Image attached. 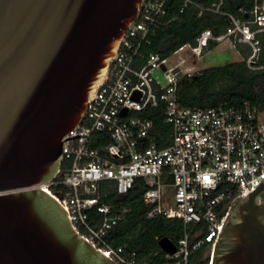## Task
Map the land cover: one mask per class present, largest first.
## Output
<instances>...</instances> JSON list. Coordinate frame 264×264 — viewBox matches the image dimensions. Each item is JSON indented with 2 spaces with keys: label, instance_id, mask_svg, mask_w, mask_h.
<instances>
[{
  "label": "built area",
  "instance_id": "2783aa9c",
  "mask_svg": "<svg viewBox=\"0 0 264 264\" xmlns=\"http://www.w3.org/2000/svg\"><path fill=\"white\" fill-rule=\"evenodd\" d=\"M167 1L143 0L84 119L64 137L66 170L39 185L66 207L74 227L115 264L150 262L138 259L135 252L125 254L123 245L107 241L110 229L129 210L122 201L106 199L112 191L128 193L141 178L145 184L143 200L151 206L148 216L177 218L184 229L176 242L177 251L167 253L168 257L177 264H192L191 254L208 246L209 259L202 264H212L213 250L233 201L246 196L264 179V106L250 101L185 106L178 99L180 66H169L168 57L158 51L143 54L142 46L150 42L158 25L180 19L179 14L167 17ZM224 2L183 0L180 12L194 6L199 14H224L228 27L220 34L205 28L195 43L178 50L189 47L203 56L211 40L229 37L252 48L246 58L251 69L263 68L259 34L264 33V0H255L250 19L225 9ZM240 10L245 11L244 7ZM158 68L164 71L162 77L155 75ZM194 72L190 68L186 73ZM136 93H140L139 98H135ZM161 104L164 121L170 124L164 133L153 119L136 114ZM107 138L101 146L94 145ZM92 211L103 213V218L91 222Z\"/></svg>",
  "mask_w": 264,
  "mask_h": 264
},
{
  "label": "water",
  "instance_id": "95a60500",
  "mask_svg": "<svg viewBox=\"0 0 264 264\" xmlns=\"http://www.w3.org/2000/svg\"><path fill=\"white\" fill-rule=\"evenodd\" d=\"M142 2L0 0V264H115L39 185L61 171L64 137L84 119ZM159 244L178 249L169 236ZM212 264H264V179L233 201Z\"/></svg>",
  "mask_w": 264,
  "mask_h": 264
},
{
  "label": "trees",
  "instance_id": "16d2710c",
  "mask_svg": "<svg viewBox=\"0 0 264 264\" xmlns=\"http://www.w3.org/2000/svg\"><path fill=\"white\" fill-rule=\"evenodd\" d=\"M208 3L210 0H202ZM183 0H168L167 17L180 15L179 20L163 22L150 35V42L144 43L142 52L144 55L150 51H158L163 57H169L181 46L187 43H195L199 34L205 28H212L220 34L228 27V16L213 11H204L199 14V9L189 6L180 12ZM255 0H225L224 8L243 18H252L251 9ZM244 7L245 11L240 8ZM256 27V25H253ZM262 38V53L259 62L264 65V33ZM217 40H211L209 49L218 45ZM245 45V46H244ZM237 48L242 52L243 59L232 60L222 64L204 67L192 74L180 75L178 82V99L185 106L211 107L228 102L241 104L245 101L264 106V67L251 69L246 61L252 48L249 45L236 41ZM137 115L154 120L158 129L164 133L170 130V124L164 121V104L158 107L148 106ZM107 139L97 140L95 146H101ZM161 144H166L161 142ZM67 168V161L59 177ZM144 181L138 178L133 188L125 194L112 191L106 199L119 200L129 206L126 216L115 224L107 235V241L113 246L123 245L125 254L136 253L138 259H146L150 264H177L175 259L168 257L167 252L160 246L159 239L169 236L175 242L184 235V229L177 218L165 215L150 217L148 211L150 205L144 202ZM91 222L103 218V213L91 212ZM208 246L194 251L190 260L192 264H202L208 261Z\"/></svg>",
  "mask_w": 264,
  "mask_h": 264
},
{
  "label": "rangeland",
  "instance_id": "374dc122",
  "mask_svg": "<svg viewBox=\"0 0 264 264\" xmlns=\"http://www.w3.org/2000/svg\"><path fill=\"white\" fill-rule=\"evenodd\" d=\"M232 38H225L219 41V45L209 50L207 48L203 56H197L189 47L180 49L168 57L167 64L169 66L179 65L180 74L186 73L190 68L192 71H198L204 67L226 63L235 59H243L242 52L237 50L235 40ZM245 46V45H244ZM155 75L163 76V69H156Z\"/></svg>",
  "mask_w": 264,
  "mask_h": 264
},
{
  "label": "crops",
  "instance_id": "0c3cea01",
  "mask_svg": "<svg viewBox=\"0 0 264 264\" xmlns=\"http://www.w3.org/2000/svg\"><path fill=\"white\" fill-rule=\"evenodd\" d=\"M233 41H234V40H233ZM234 43H236V42H234ZM218 45H219V44H218ZM218 45H217V46H218ZM235 46H236V44H235ZM215 47H216V46H215ZM209 50H210V49H209ZM237 50L239 51V49H237ZM238 59H239V58H238ZM238 59H235V60H238Z\"/></svg>",
  "mask_w": 264,
  "mask_h": 264
}]
</instances>
